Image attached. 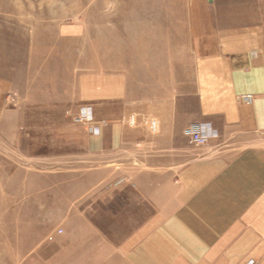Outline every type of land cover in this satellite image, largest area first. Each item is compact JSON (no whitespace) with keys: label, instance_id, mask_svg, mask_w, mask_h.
Segmentation results:
<instances>
[{"label":"crops","instance_id":"obj_1","mask_svg":"<svg viewBox=\"0 0 264 264\" xmlns=\"http://www.w3.org/2000/svg\"><path fill=\"white\" fill-rule=\"evenodd\" d=\"M188 8L182 43L155 32L121 69L109 47L92 46L91 64L78 58L69 81L59 50L34 35L25 70L17 32L14 48L0 50V119L26 112L67 123L68 108L79 118L89 106L98 130L52 129L60 147L85 143L101 160L98 207H67L62 232L28 264H264V0ZM201 122L219 135L195 145L189 127Z\"/></svg>","mask_w":264,"mask_h":264},{"label":"rangeland","instance_id":"obj_2","mask_svg":"<svg viewBox=\"0 0 264 264\" xmlns=\"http://www.w3.org/2000/svg\"><path fill=\"white\" fill-rule=\"evenodd\" d=\"M188 9V0H0V50L14 48L17 32L19 66L25 70L34 35L48 51L59 50L56 61L69 81L78 58L84 67L91 64L92 46L109 47L107 57L121 69L124 58L153 41L155 32L164 41L173 31L182 43ZM7 96L6 110H17L16 96ZM73 98L68 93L67 100ZM82 109V117L75 118L68 108L67 123L28 118L26 112L0 119V264H28V256L58 233L67 207H98L94 179L101 160L90 155L85 143L60 147L52 131L64 125L91 133L90 107Z\"/></svg>","mask_w":264,"mask_h":264},{"label":"built area","instance_id":"obj_3","mask_svg":"<svg viewBox=\"0 0 264 264\" xmlns=\"http://www.w3.org/2000/svg\"><path fill=\"white\" fill-rule=\"evenodd\" d=\"M244 100H250V95H245L242 97ZM92 132L96 134L98 132L97 128L94 127ZM218 132L214 129L210 123L201 122V123H193L189 127V139L190 142L195 145H202L210 141L211 139L218 137ZM61 233V230L58 231ZM51 239V237H49ZM246 264H252V261H248Z\"/></svg>","mask_w":264,"mask_h":264}]
</instances>
